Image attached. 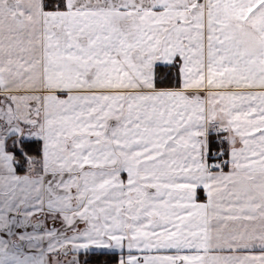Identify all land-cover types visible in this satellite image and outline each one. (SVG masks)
Instances as JSON below:
<instances>
[{
    "label": "snow or ice",
    "instance_id": "obj_1",
    "mask_svg": "<svg viewBox=\"0 0 264 264\" xmlns=\"http://www.w3.org/2000/svg\"><path fill=\"white\" fill-rule=\"evenodd\" d=\"M0 264H264V0H0Z\"/></svg>",
    "mask_w": 264,
    "mask_h": 264
}]
</instances>
